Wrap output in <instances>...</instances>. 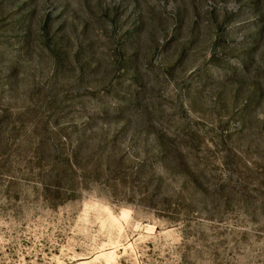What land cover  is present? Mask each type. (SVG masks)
Masks as SVG:
<instances>
[{
    "label": "rangeland",
    "instance_id": "1",
    "mask_svg": "<svg viewBox=\"0 0 264 264\" xmlns=\"http://www.w3.org/2000/svg\"><path fill=\"white\" fill-rule=\"evenodd\" d=\"M0 264H264V0H0Z\"/></svg>",
    "mask_w": 264,
    "mask_h": 264
},
{
    "label": "bare ground",
    "instance_id": "2",
    "mask_svg": "<svg viewBox=\"0 0 264 264\" xmlns=\"http://www.w3.org/2000/svg\"><path fill=\"white\" fill-rule=\"evenodd\" d=\"M115 254V252H113V254L112 255H114Z\"/></svg>",
    "mask_w": 264,
    "mask_h": 264
}]
</instances>
